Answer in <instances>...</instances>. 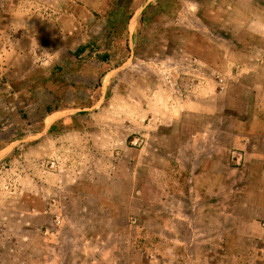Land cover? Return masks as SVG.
Wrapping results in <instances>:
<instances>
[{
	"label": "rangeland",
	"instance_id": "rangeland-1",
	"mask_svg": "<svg viewBox=\"0 0 264 264\" xmlns=\"http://www.w3.org/2000/svg\"><path fill=\"white\" fill-rule=\"evenodd\" d=\"M256 126L264 0H0V264H264L219 214L168 254L161 228L192 165L167 151L211 131L239 168L264 160L241 146Z\"/></svg>",
	"mask_w": 264,
	"mask_h": 264
},
{
	"label": "crops",
	"instance_id": "crops-1",
	"mask_svg": "<svg viewBox=\"0 0 264 264\" xmlns=\"http://www.w3.org/2000/svg\"><path fill=\"white\" fill-rule=\"evenodd\" d=\"M135 16L134 14L130 22H133ZM205 100L203 98L198 101ZM256 120L259 122V119L256 118ZM247 132L243 135L244 138H247L246 140L250 137H257L260 140L257 145H253L249 141L243 143L241 144L242 149L264 155V128L256 126ZM212 134L211 131L194 133L192 138L195 139L188 143L192 152L182 155L180 147L177 146L176 154L172 151L166 153V167L170 162H173L172 156L174 155L179 169L184 163L181 157L187 160L190 165L192 163L190 167L185 166L186 169H191L189 172H185V177L168 178L166 189L163 190L166 200L164 199V203L162 201V209H164L162 213L166 214H161L163 218L161 228L162 235L166 239L164 245L167 254L170 247L171 249L176 247L172 243L174 241L169 242V234H176V243L178 246H182L186 242L184 236L194 233L196 225L194 217L199 218L201 215L205 219L203 225L212 227L214 233H216L217 214L224 216L226 249L229 248V243L239 236L241 239L247 236L254 242L264 238V229L254 228L264 218V160H248L242 167L231 168L226 156L218 163L215 147L212 146L211 149L210 141H202L212 138L214 136ZM235 136L238 138L237 135ZM247 147L250 149L248 150ZM223 150L226 152L227 149L223 148ZM190 241L192 244L193 240L190 239ZM208 244L207 249L211 250V243Z\"/></svg>",
	"mask_w": 264,
	"mask_h": 264
},
{
	"label": "clouds",
	"instance_id": "clouds-1",
	"mask_svg": "<svg viewBox=\"0 0 264 264\" xmlns=\"http://www.w3.org/2000/svg\"><path fill=\"white\" fill-rule=\"evenodd\" d=\"M59 55L60 53L58 51L53 53H49L48 51H45L44 53L41 54L45 62H48L49 60H53V59H58Z\"/></svg>",
	"mask_w": 264,
	"mask_h": 264
},
{
	"label": "trees",
	"instance_id": "trees-1",
	"mask_svg": "<svg viewBox=\"0 0 264 264\" xmlns=\"http://www.w3.org/2000/svg\"><path fill=\"white\" fill-rule=\"evenodd\" d=\"M82 51H83V49H82Z\"/></svg>",
	"mask_w": 264,
	"mask_h": 264
}]
</instances>
